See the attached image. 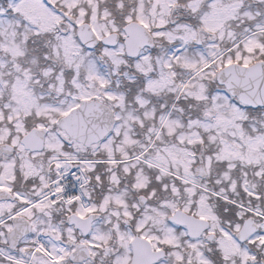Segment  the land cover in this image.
I'll return each mask as SVG.
<instances>
[{
	"label": "snow or ice",
	"instance_id": "1",
	"mask_svg": "<svg viewBox=\"0 0 264 264\" xmlns=\"http://www.w3.org/2000/svg\"><path fill=\"white\" fill-rule=\"evenodd\" d=\"M0 264H264V0H0Z\"/></svg>",
	"mask_w": 264,
	"mask_h": 264
}]
</instances>
